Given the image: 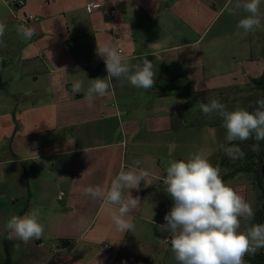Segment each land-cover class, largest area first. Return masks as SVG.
<instances>
[{
    "label": "crops",
    "instance_id": "0c3cea01",
    "mask_svg": "<svg viewBox=\"0 0 264 264\" xmlns=\"http://www.w3.org/2000/svg\"><path fill=\"white\" fill-rule=\"evenodd\" d=\"M91 4L102 7L89 11ZM234 4L25 0L21 6L0 0L6 25L0 45V264L7 250L10 264H158L160 257V264H178L160 228L174 204L164 183L169 162L192 153L210 159L232 143L222 118L203 114L199 104L217 98L229 111H250L247 89L264 72V5L260 25L245 33L237 25L249 13ZM30 14L35 18L27 26L36 35L28 40L17 26ZM222 15L225 21L217 23ZM105 43L132 65L149 59L153 88L112 78L106 96L85 99L91 80L107 77L96 53ZM77 81L79 93L72 91ZM229 91L236 100L219 98ZM122 169L149 173L138 190H129L140 204L126 217L134 231L125 233L112 220L118 206L83 194L89 186L108 188ZM225 183L257 188L243 173ZM255 192L253 200L244 198L256 215L262 192ZM32 208L40 209L42 237L27 244L8 239L7 221ZM244 226L241 220L240 231Z\"/></svg>",
    "mask_w": 264,
    "mask_h": 264
},
{
    "label": "clouds",
    "instance_id": "9594fccd",
    "mask_svg": "<svg viewBox=\"0 0 264 264\" xmlns=\"http://www.w3.org/2000/svg\"><path fill=\"white\" fill-rule=\"evenodd\" d=\"M260 4L261 0H236L234 8L249 13L237 25L245 33L260 25ZM5 30L6 25L0 23V45L4 43ZM17 33L28 40L36 35L35 29L28 27L26 22L17 26ZM96 53L104 59L107 77L92 79L85 99L91 101L96 95L106 96L112 78H125L136 88H153L156 72L149 59L132 65L110 43L97 44ZM2 60L0 57V62ZM81 88L82 82L77 81L72 91L79 93ZM251 107V111L244 108L229 111L217 98L199 104L203 114L215 113L222 118L228 142L252 138L264 140V99L257 100ZM254 147L258 148V144ZM224 151L232 159L245 155L236 145L224 147ZM166 171V192L174 204L165 214L166 223L160 228L170 233L168 240L178 264H245L246 254L255 255L258 249L264 248V224L250 223L255 216L252 206L223 181L219 167L213 166L203 155L192 153L187 160L170 161ZM148 175L142 169H122L108 188L89 186L83 189V194L100 199L107 206H118V214L112 215L117 231L133 232L135 225L126 217L139 206L140 198H133L129 190H138L140 182L145 181ZM125 188L128 189L126 198L123 194ZM40 215L39 208H32L23 216L13 215L5 225L7 238L18 239L25 244L39 240L44 233ZM241 220L247 224L244 231H240Z\"/></svg>",
    "mask_w": 264,
    "mask_h": 264
},
{
    "label": "trees",
    "instance_id": "16d2710c",
    "mask_svg": "<svg viewBox=\"0 0 264 264\" xmlns=\"http://www.w3.org/2000/svg\"><path fill=\"white\" fill-rule=\"evenodd\" d=\"M247 91L250 92L249 94H251V97H250V111H251L252 110L251 106H254L255 102L257 100L264 99V72L261 74L260 77L252 79L251 85L247 89ZM225 93L226 92H221L219 94V95H221V96H219V98H224V97L228 98L229 97V98L236 100V97H235L236 93L235 92L229 91L227 93V95H229V96L223 95ZM204 97H206V96H204ZM251 140L256 145L258 144V148L257 149H248V150L243 149V152L245 153V155L242 158L241 163L235 167V170L229 171L225 174H222L221 177H222L223 181L225 182L228 178L233 177L239 173L255 174L257 185L262 192L263 203L261 204L260 210L254 216V219L252 220V222L254 224H256V223L263 224L262 216H263V211H264V184H263V178H262V174H261V164L264 160V140L256 141L254 138H252ZM233 145L237 146L238 143L232 142L227 147H232ZM222 150H224V148L221 149V151H220V153L223 154ZM244 260H245V264H264V250L261 249V250L257 251L255 255L246 254L244 257ZM10 262H11V256H10L9 250H7L6 259L1 264H10Z\"/></svg>",
    "mask_w": 264,
    "mask_h": 264
},
{
    "label": "rangeland",
    "instance_id": "374dc122",
    "mask_svg": "<svg viewBox=\"0 0 264 264\" xmlns=\"http://www.w3.org/2000/svg\"><path fill=\"white\" fill-rule=\"evenodd\" d=\"M233 1V3H235L236 2V0H231V2ZM261 2L263 3V5H264V0H261ZM225 16V15H224ZM224 16L222 15V16H220L219 18H218V22L217 23H223L224 21H225V19H223L224 18ZM261 19V18H260ZM261 20H263V19H261ZM258 47V46H257ZM258 49V48H257ZM250 97H251V94H250ZM205 133L207 132L206 130L204 131ZM218 135H220L219 134V131H218ZM206 137H207V135H206ZM220 138H221V135H220ZM218 141L220 140L219 138L217 139ZM223 140V139H222ZM222 140H220V142H222ZM238 143V147L243 151V149H246V150H248V149H257L256 147H254V145H256L255 143H253L252 142V140L251 139H249V140H246V141H243V142H237ZM222 144H224V143H222ZM228 146V145H227ZM227 146H224V147H227ZM224 147H222V148H220V151H221V149H223ZM205 150H206V152H207V155H208V148L205 146ZM220 151H217L218 153H216L214 156H212L210 159H208L209 160V162L213 165V166H217V167H219V169H220V174L222 175V174H225V173H227V172H229V171H233V170H235V167L238 165V164H240L241 163V160H242V158H239V159H232L231 157H229L228 155H226V153H225V151L224 150H222L223 151V154L222 153H220ZM225 158V159H224ZM224 159V160H223ZM223 160V161H222ZM245 176H247L248 174H249V177H250V180L252 181V183H253V185L255 186V187H257V188H254L253 190H252V186H250V185H248V184H246V185H244V184H235V183H233V184H229V186H231V187H243L242 188V191L241 192H239L241 195H243L246 199H248L249 201L250 200H253L254 199V197H255V194L257 193V192H255V191H258L260 188L258 187V185H257V182H256V177H255V174H250V173H243ZM253 197V198H252ZM263 203V197H262V199H261V204ZM250 223H252V224H254L252 221L250 222ZM246 226H247V224H246V222H245V228H246ZM245 230V229H244ZM243 230V231H244ZM261 249H263V248H260V249H258L257 251H259V250H261ZM249 254H251V253H249ZM161 260H162V258L160 257V261H159V263L158 264H160V262H161Z\"/></svg>",
    "mask_w": 264,
    "mask_h": 264
},
{
    "label": "built area",
    "instance_id": "2783aa9c",
    "mask_svg": "<svg viewBox=\"0 0 264 264\" xmlns=\"http://www.w3.org/2000/svg\"><path fill=\"white\" fill-rule=\"evenodd\" d=\"M17 3L19 5H21V6H23L25 4V0H17ZM101 7H102V5L91 4V5L88 6V9H89V11H95V10L101 9ZM109 14H110V16L115 17L116 14H117V10L114 9V8H111L110 11H109ZM34 18H35L34 15H31V14L30 15H25V16L20 18V22H21V24L25 23V22H26V24H28L31 21H33ZM168 239H170V233H168V235L165 237V245L166 246H170L171 245ZM106 248H109V245H106Z\"/></svg>",
    "mask_w": 264,
    "mask_h": 264
},
{
    "label": "water",
    "instance_id": "95a60500",
    "mask_svg": "<svg viewBox=\"0 0 264 264\" xmlns=\"http://www.w3.org/2000/svg\"><path fill=\"white\" fill-rule=\"evenodd\" d=\"M261 174H262L263 184H264V160H263V162L261 164ZM262 219H263V224H264V211H263ZM263 250H264V248H263Z\"/></svg>",
    "mask_w": 264,
    "mask_h": 264
}]
</instances>
